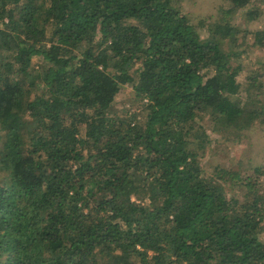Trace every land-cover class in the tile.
I'll list each match as a JSON object with an SVG mask.
<instances>
[{
    "label": "trees",
    "instance_id": "obj_1",
    "mask_svg": "<svg viewBox=\"0 0 264 264\" xmlns=\"http://www.w3.org/2000/svg\"><path fill=\"white\" fill-rule=\"evenodd\" d=\"M262 3L0 0V264H264V164L202 162L264 129Z\"/></svg>",
    "mask_w": 264,
    "mask_h": 264
},
{
    "label": "rangeland",
    "instance_id": "obj_2",
    "mask_svg": "<svg viewBox=\"0 0 264 264\" xmlns=\"http://www.w3.org/2000/svg\"><path fill=\"white\" fill-rule=\"evenodd\" d=\"M222 2L223 0H184V3L199 15L217 14ZM256 5L254 9H250L254 11L251 18L247 15L249 8L241 9L233 15V22L242 29H248L250 33L264 30V3ZM248 53V51H244L240 58V62L244 64V69L247 72L251 69L256 70L264 58L262 51ZM133 94L131 88H127L119 94L117 100L128 99L133 97ZM213 136L216 137L214 134ZM220 141L223 140L220 139ZM202 162L209 171H212L213 166L219 163L232 169L253 171L255 164H264V129L260 126L252 128L243 141H228L218 146L212 145Z\"/></svg>",
    "mask_w": 264,
    "mask_h": 264
}]
</instances>
